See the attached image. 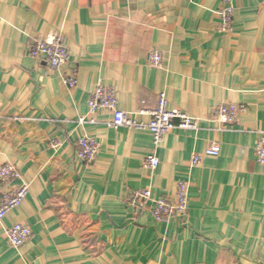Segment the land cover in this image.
Returning a JSON list of instances; mask_svg holds the SVG:
<instances>
[{
    "label": "crops",
    "instance_id": "0c3cea01",
    "mask_svg": "<svg viewBox=\"0 0 264 264\" xmlns=\"http://www.w3.org/2000/svg\"><path fill=\"white\" fill-rule=\"evenodd\" d=\"M230 4L234 28L222 34L215 11ZM53 33L70 51L64 70L76 71L74 89L28 54L32 39ZM99 85L141 123L164 93L200 128L155 146L147 129H115L108 110L80 125ZM231 104L246 108L237 122L215 120ZM262 133L264 0H0V167L16 166L30 186L0 222V264H264ZM84 135L100 145L91 164L77 155ZM215 145L218 157L191 165ZM151 156L154 171L144 167ZM180 182L189 189L183 217L158 222L151 203L126 206L135 191L173 199ZM18 185H0V205ZM16 224L32 231L19 249L6 238Z\"/></svg>",
    "mask_w": 264,
    "mask_h": 264
},
{
    "label": "built area",
    "instance_id": "2783aa9c",
    "mask_svg": "<svg viewBox=\"0 0 264 264\" xmlns=\"http://www.w3.org/2000/svg\"><path fill=\"white\" fill-rule=\"evenodd\" d=\"M234 7L230 4L215 11L220 19L219 32L230 34L234 28ZM28 54L30 57L46 62L50 67L62 73L64 85L68 89H74L78 84V77L75 70L65 71L70 60V51L66 46L62 33H53L46 37L34 38L29 44ZM150 63L155 68H160L163 64V57L159 51H153L150 54ZM117 99L112 88L97 86L90 96L89 115L81 116L78 119L80 125L87 123H96L93 118L100 110L113 112L114 119L112 126L115 129L128 127L136 130H149L153 135L155 146H159L164 136L174 130L196 131L200 128V119L190 116L182 110L169 107V101L164 93L159 97L158 107L148 114L151 117L149 123H141L132 115L121 111L117 107ZM241 105H221L215 114V120L220 123L233 125L241 113L245 111ZM141 114L147 113L141 111ZM50 146L54 150H59L62 143L58 140H52ZM100 150L98 141L88 135H84L77 146V155L79 159L91 164L95 161ZM221 149L215 145L207 149L202 154H194L191 165H199L204 157H218ZM255 153L257 162L264 165V133L257 142ZM159 166V159L155 156L148 157L145 160L146 169L155 170ZM12 182H18L19 185L14 190L5 193L0 205V222L13 209L19 207L27 197L29 184L25 182L19 169L7 163L0 167V185ZM152 205V214L158 222H168L178 217H183L189 210V189L188 183L180 182L173 199L165 196L153 198L151 191H135L127 198L126 206L131 212H139ZM32 237V231L25 224H16L7 229L6 238L10 245L16 249L23 247Z\"/></svg>",
    "mask_w": 264,
    "mask_h": 264
}]
</instances>
